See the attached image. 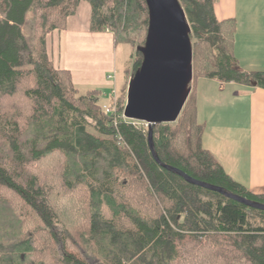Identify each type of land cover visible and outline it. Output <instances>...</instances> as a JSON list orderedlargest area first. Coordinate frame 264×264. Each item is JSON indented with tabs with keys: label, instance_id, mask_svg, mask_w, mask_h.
<instances>
[{
	"label": "trees",
	"instance_id": "16d2710c",
	"mask_svg": "<svg viewBox=\"0 0 264 264\" xmlns=\"http://www.w3.org/2000/svg\"><path fill=\"white\" fill-rule=\"evenodd\" d=\"M80 1L0 0V264H264V210L165 167L264 203L203 146L197 120L196 78L264 88V70L232 54L235 20L217 19L215 0H179L193 78L176 121L153 127L158 162L147 124L122 116L124 92L106 113L110 85L78 94L71 71L53 65L46 36ZM86 1L90 31L144 43V0ZM141 60L135 48L128 77Z\"/></svg>",
	"mask_w": 264,
	"mask_h": 264
},
{
	"label": "crops",
	"instance_id": "0c3cea01",
	"mask_svg": "<svg viewBox=\"0 0 264 264\" xmlns=\"http://www.w3.org/2000/svg\"><path fill=\"white\" fill-rule=\"evenodd\" d=\"M214 14L219 20L232 18L236 22L232 54L239 67L245 71H263L264 0H215ZM79 22L78 16L69 15L65 29L54 30L49 34L52 36L54 32L57 33L56 41L60 42L63 36L76 32L72 29L79 26ZM88 25L89 20H85L83 26ZM85 32L90 34L87 30ZM46 46L48 51V43ZM48 54L51 58L50 51ZM103 67H106V63ZM106 72L99 68L97 78L89 76L87 79L91 80L89 82L92 85H110L105 78ZM208 80L211 82H207L206 87L211 84L215 88L200 86L197 89L195 86L197 118L204 123L202 144L232 179L252 192H260L253 190L264 187V88L232 81ZM241 174L250 175L249 183L241 180Z\"/></svg>",
	"mask_w": 264,
	"mask_h": 264
},
{
	"label": "water",
	"instance_id": "95a60500",
	"mask_svg": "<svg viewBox=\"0 0 264 264\" xmlns=\"http://www.w3.org/2000/svg\"><path fill=\"white\" fill-rule=\"evenodd\" d=\"M148 25L139 67L128 79L123 116L148 125V143L154 158L152 130L156 124L176 121L190 91L193 78L191 28L179 0H144ZM169 170L186 181L218 191L249 207L264 210V203L227 192L222 187L195 179L172 166Z\"/></svg>",
	"mask_w": 264,
	"mask_h": 264
},
{
	"label": "rangeland",
	"instance_id": "374dc122",
	"mask_svg": "<svg viewBox=\"0 0 264 264\" xmlns=\"http://www.w3.org/2000/svg\"><path fill=\"white\" fill-rule=\"evenodd\" d=\"M90 10L91 9L88 1L81 0L78 4L77 11L74 13L75 16L79 17L80 21V25L72 29H75L76 32L68 33L67 37L63 36L60 42L56 41L57 33L54 32L52 36H50V34H47L48 37L46 38V44L48 43V51H50L51 53L50 55L52 58V62L56 68H68L71 71L74 82L78 89V94L84 93L87 89L92 87H101L106 90L109 88V83H96V85H92V83L89 82L91 80L87 79L89 78V76L97 78L99 76L98 72L100 68L101 70H107V75H105V78L108 82H110V86H115L118 98L123 94V92L126 94L127 83L130 77L127 76L128 74L125 71L127 70V68H129L132 62L134 50L138 46V44L132 46L129 44H119L114 46L111 33L109 31H90V29L88 28L89 25L83 26V22L85 20L88 21L90 18ZM85 30L89 31L90 34L86 33ZM51 37L53 38L51 39ZM58 54L59 58H57ZM112 54L114 58H112ZM108 56H110L111 59H108ZM105 63L106 67H103ZM109 74L115 75L114 84L113 81L108 79ZM125 77L128 78L126 79ZM125 82L126 84L124 87ZM207 82L211 81L208 79L196 78L194 81V86H196L197 89L200 86L201 88H204L206 87ZM212 88H215V86H212L210 84L208 85V88L206 87L205 89ZM125 101L126 98L124 102ZM105 104H108V102ZM199 119L200 118L198 117L197 120L199 121ZM241 163L242 161L240 162V164ZM240 176L242 178H240L241 180L249 183V174H241ZM253 189L255 188L253 187ZM262 190L264 191L263 186L262 188H258L253 191L262 192ZM84 254L86 255V257H90L88 254Z\"/></svg>",
	"mask_w": 264,
	"mask_h": 264
},
{
	"label": "built area",
	"instance_id": "2783aa9c",
	"mask_svg": "<svg viewBox=\"0 0 264 264\" xmlns=\"http://www.w3.org/2000/svg\"><path fill=\"white\" fill-rule=\"evenodd\" d=\"M263 70H264V66H263ZM114 77H115L114 74H109L108 75V79L113 81V84L115 83L114 82ZM124 104H125V102H124ZM124 104L122 106V110H123ZM103 108H104L106 113L113 114V115H115L116 112L118 111V98H117V91H116L115 86H111V89H110V102L108 104H104Z\"/></svg>",
	"mask_w": 264,
	"mask_h": 264
}]
</instances>
